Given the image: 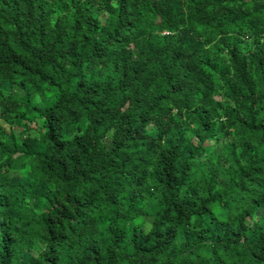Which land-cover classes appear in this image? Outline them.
Segmentation results:
<instances>
[{"label": "trees", "instance_id": "16d2710c", "mask_svg": "<svg viewBox=\"0 0 264 264\" xmlns=\"http://www.w3.org/2000/svg\"><path fill=\"white\" fill-rule=\"evenodd\" d=\"M0 264H264V0H0Z\"/></svg>", "mask_w": 264, "mask_h": 264}, {"label": "rangeland", "instance_id": "374dc122", "mask_svg": "<svg viewBox=\"0 0 264 264\" xmlns=\"http://www.w3.org/2000/svg\"><path fill=\"white\" fill-rule=\"evenodd\" d=\"M32 127H35L34 124H32Z\"/></svg>", "mask_w": 264, "mask_h": 264}]
</instances>
